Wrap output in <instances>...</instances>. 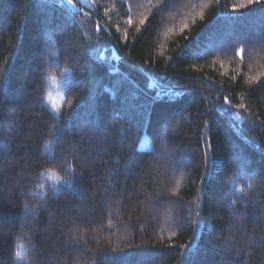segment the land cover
Wrapping results in <instances>:
<instances>
[{"label": "trees", "instance_id": "1", "mask_svg": "<svg viewBox=\"0 0 264 264\" xmlns=\"http://www.w3.org/2000/svg\"><path fill=\"white\" fill-rule=\"evenodd\" d=\"M262 84L264 0H0V264H264Z\"/></svg>", "mask_w": 264, "mask_h": 264}, {"label": "rangeland", "instance_id": "2", "mask_svg": "<svg viewBox=\"0 0 264 264\" xmlns=\"http://www.w3.org/2000/svg\"><path fill=\"white\" fill-rule=\"evenodd\" d=\"M84 4L88 5L89 7H93L95 4H97L100 0H81ZM56 93H58L57 95H55L52 98V104L55 105L59 102V100L61 99V95L59 94L58 91H56ZM142 148H150V143L148 138L146 137L144 142L141 145Z\"/></svg>", "mask_w": 264, "mask_h": 264}, {"label": "snow or ice", "instance_id": "3", "mask_svg": "<svg viewBox=\"0 0 264 264\" xmlns=\"http://www.w3.org/2000/svg\"><path fill=\"white\" fill-rule=\"evenodd\" d=\"M68 2L69 3H71V0H68ZM164 2V0H162V3ZM261 3L262 2V0H249V3ZM234 8H236V7H239V6H233ZM140 23L141 24H144L145 23V21L144 20H141L140 21ZM243 50H241V52H242ZM238 54H240V53H238ZM262 87H264V84H262L261 85ZM225 104H227V100H225ZM17 256H19V253H17Z\"/></svg>", "mask_w": 264, "mask_h": 264}]
</instances>
